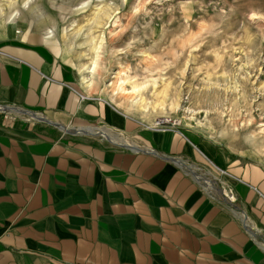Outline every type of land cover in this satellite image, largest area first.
Here are the masks:
<instances>
[{"label": "crops", "instance_id": "1", "mask_svg": "<svg viewBox=\"0 0 264 264\" xmlns=\"http://www.w3.org/2000/svg\"><path fill=\"white\" fill-rule=\"evenodd\" d=\"M0 264H264V163L146 126L0 23Z\"/></svg>", "mask_w": 264, "mask_h": 264}, {"label": "rangeland", "instance_id": "2", "mask_svg": "<svg viewBox=\"0 0 264 264\" xmlns=\"http://www.w3.org/2000/svg\"><path fill=\"white\" fill-rule=\"evenodd\" d=\"M11 21L54 37L92 92L146 126L264 163V0H0Z\"/></svg>", "mask_w": 264, "mask_h": 264}, {"label": "water", "instance_id": "3", "mask_svg": "<svg viewBox=\"0 0 264 264\" xmlns=\"http://www.w3.org/2000/svg\"><path fill=\"white\" fill-rule=\"evenodd\" d=\"M80 130H84V129H80Z\"/></svg>", "mask_w": 264, "mask_h": 264}]
</instances>
